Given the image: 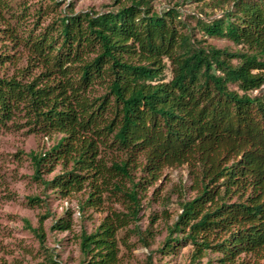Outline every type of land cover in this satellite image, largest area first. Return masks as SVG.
I'll return each mask as SVG.
<instances>
[{
	"label": "trees",
	"instance_id": "16d2710c",
	"mask_svg": "<svg viewBox=\"0 0 264 264\" xmlns=\"http://www.w3.org/2000/svg\"><path fill=\"white\" fill-rule=\"evenodd\" d=\"M212 1L221 14H195L194 28L177 8L156 13L152 0H131L104 13L76 14L70 5L53 25L21 32L27 9L20 13L0 0L4 37L28 53L25 68L0 76V130L23 117L32 132L61 136L32 154L35 178L59 194L90 185L87 204L96 206L103 189L131 183L129 213H111L81 235L80 264H119L118 233L139 220L138 189L184 165L197 195L181 204L170 228L175 237L162 253L191 244L198 259L218 254L217 264L264 258V93L254 95L264 89V0ZM59 7L52 0L47 9ZM197 32L245 49L208 45ZM14 59L1 54L0 67ZM165 61L168 82L161 80ZM57 165L63 173L44 180L43 171ZM138 169L149 178L136 183ZM66 214L53 231L71 230L72 213ZM48 216L29 227L45 252L42 264H62L46 247Z\"/></svg>",
	"mask_w": 264,
	"mask_h": 264
},
{
	"label": "rangeland",
	"instance_id": "374dc122",
	"mask_svg": "<svg viewBox=\"0 0 264 264\" xmlns=\"http://www.w3.org/2000/svg\"><path fill=\"white\" fill-rule=\"evenodd\" d=\"M16 11L20 13L25 7L27 16L20 29L45 28L53 25L73 5L76 14L82 12L104 13L119 9L123 5H130L131 0H56L59 9H47L52 0H10ZM212 0H152L153 10L156 13L164 12L169 8H177L192 28L196 25L195 14L201 13L212 16L220 15V9L213 10ZM209 4V5H208ZM41 9L45 13H41ZM18 12V13H19ZM5 25L0 21V55L14 56V63H7L0 67V76L11 77L18 70L27 66L28 53L25 49H17L3 34ZM198 39L206 40L208 45L231 51L244 50L226 39L203 37L197 32ZM167 67L161 80L168 82L172 78L170 62L165 61ZM264 93V89L254 95ZM20 116V115H19ZM18 125L9 123V128L0 130V264H42L45 261V252L41 248L38 237L31 231L39 228L43 217V230L46 235V247L57 254V260L62 264H80L82 252L80 248L83 232H95L111 213H129L132 202L126 197L130 190L129 181H120L121 191L108 186L102 194L100 205L87 204L90 185L81 192L64 196L47 188L41 180L36 179L32 154L48 151L56 140L31 131L25 126L26 119L17 118ZM23 126V127H22ZM117 158L115 155L112 158ZM63 173V167L57 165L52 172L43 171V179L53 180ZM135 182L147 180L148 175L142 170H133ZM151 181V180H150ZM144 183L138 189L141 210L138 221L130 224L118 233L121 255L119 264H209L219 255L208 253L201 259L195 257L194 246H180L176 251L162 253L167 239L175 237L171 233L174 223L182 213L181 204L193 199L197 195L194 184V175L188 165L179 168H169L162 172L160 180ZM148 182V181H147ZM101 180L98 184L101 186ZM39 198L40 202L32 201ZM71 211L72 228L66 232L53 231L52 225L59 218H67ZM139 228V229H137ZM150 247L144 245V240ZM248 264H264V258L257 260L251 256L243 257Z\"/></svg>",
	"mask_w": 264,
	"mask_h": 264
}]
</instances>
